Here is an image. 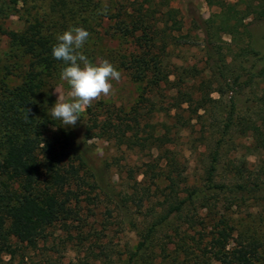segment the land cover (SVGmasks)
I'll use <instances>...</instances> for the list:
<instances>
[{"label":"trees","instance_id":"trees-1","mask_svg":"<svg viewBox=\"0 0 264 264\" xmlns=\"http://www.w3.org/2000/svg\"><path fill=\"white\" fill-rule=\"evenodd\" d=\"M23 1L27 0H0V41L6 37L10 43L9 50L0 49V63L15 60L23 51V57L35 59L34 67L44 68L47 74L60 73L68 65L53 57L52 47L58 35L74 27L90 33L79 51L96 63L97 41L104 38L98 28L102 19L114 21L108 36L131 43L130 51L101 54L138 84L140 99L125 113L130 120L116 115L102 122L95 113L91 118L93 129L107 134L112 127L121 131L119 140L130 148L157 151L139 166L141 181L133 182L134 169L129 170L132 193H116L104 170L94 174L97 188L109 193L121 210L134 206L146 222L143 228L134 225L139 241L123 264H167L168 258V264H182L179 255L193 264H264L257 240L233 237L236 225L227 211L249 199L264 201V172L256 174L241 158H233L227 163L231 177L219 179L226 153L229 147L237 149L238 139H251L245 145L250 154H264V47L251 29L264 21V0H206L219 9L208 19L190 7L192 28L203 35L206 67L202 71L170 60L174 51L193 39L189 32L185 34L181 11L171 0H77L70 8L61 0L60 17L51 26L35 17L22 32L5 28L6 19ZM65 9L68 13L62 12ZM93 19L97 25L91 23ZM225 35L231 36V42L224 41ZM38 75L29 73L20 85L10 87L7 76L1 78L0 73V168L18 185L16 196L0 208V257L15 253L12 239L36 247L48 228L70 219L75 193L71 187L85 181L82 170L90 173L93 168L85 149L77 150L71 128L61 126L58 138H45L46 113L36 99L48 77ZM27 109L31 110L28 116ZM161 114H167L168 120L154 122V116ZM196 126H200L199 145L204 146L203 172L191 181L186 164L171 146L179 142L183 130L193 132ZM223 198L225 210H214L210 233L192 236L190 229L206 224L201 210L212 212L219 202L222 206ZM168 227L174 228V236H161ZM166 238L176 245L173 255ZM163 255L164 261L158 262Z\"/></svg>","mask_w":264,"mask_h":264},{"label":"rangeland","instance_id":"rangeland-1","mask_svg":"<svg viewBox=\"0 0 264 264\" xmlns=\"http://www.w3.org/2000/svg\"><path fill=\"white\" fill-rule=\"evenodd\" d=\"M58 1L61 0H27L21 2L17 11L6 19L5 28L22 32L34 23L35 17L39 18L43 25L51 26L60 17L58 16L61 13L58 10ZM65 1L69 3L68 8H70L73 2L75 3L77 0ZM99 1L104 2V0ZM228 1L234 2L237 0ZM171 4L181 11L185 23L184 32L185 34L189 32L193 39L189 44H182L174 51L170 60L176 65L196 67L202 71L206 67V54L202 46L203 35L192 28L189 9L190 7L198 9L200 14L207 19L217 13L219 9L216 6L209 5L206 0H171ZM62 12L68 13V10L65 9ZM90 21L97 25L96 20ZM100 24L101 26H98V28L101 37L104 38L97 41L96 55H94L96 62L104 58V55H101L102 51L107 54L109 50L117 51L121 49L123 52L131 50V43L125 42L120 37L111 38L106 34V31H114V21L102 19ZM56 28L58 32V27ZM251 29L264 47V21L253 24ZM223 39L227 42L232 40L229 35H225ZM94 41L96 43L95 39ZM9 44L8 39L2 37L0 49L9 50ZM262 49L264 51V48ZM21 52L23 51L19 52L20 57L15 60L0 63L1 78L7 76L6 83L8 82L10 87H15L20 85L29 73L40 74L39 77H48L45 79L47 85L38 95L36 103L43 107L46 113L43 119L44 122H42V125L45 126V138L52 139L54 135L58 138L60 127L64 125L59 120H53L49 112L58 99V93L56 92H59L66 102L71 100L68 95L70 86L60 79L62 71L47 74V70L44 68L33 66L34 58L30 55L23 57ZM115 68L117 69L116 66ZM117 70L121 72V80L119 82L111 81L113 84L112 94L107 97L102 96L99 100L94 101L90 107H87L80 114V121H77L75 126H67V128L73 130L77 150L85 149L92 158L93 166L90 170L92 173L86 170L81 171L85 181H81L80 186L73 184L71 187L75 191L70 201L73 211L72 217L48 228L45 237L39 241L36 247H29L12 239L15 253L3 254L0 257V264H123L129 251L133 250L138 244V232L135 230L134 225L137 224L138 228H143L146 225L142 212L135 210L134 206L133 210L127 212L121 210L116 202L112 201L109 193L97 188L94 184L96 180L95 171L104 170L106 180L116 193L125 191H131L132 193L128 186L130 180L129 170L134 169L133 182L135 179L141 181L143 175L139 174V166L143 167L144 163L152 160V156L157 154L155 149L150 151L148 148L146 150H142L141 147L130 148L119 140L121 131L119 132L118 129L112 130L113 127L108 129V131H111L108 133L111 134L103 133L101 129H93L91 118L94 117V113L95 116H99L102 122L108 119L109 116L116 117V115H122L121 118L130 120V116L125 113H129L140 99L138 84L129 77L125 70ZM214 96L219 97L218 93H215ZM158 120L161 122L168 120L167 114L154 116L153 121ZM2 125L0 115V127ZM115 128H118V126ZM199 128L200 126H196L193 132L189 129L183 130L179 142L171 146L180 154L181 159L186 164L185 171L191 181L198 179L203 172L200 153L204 151V146L199 145L200 141L196 132ZM194 140L195 144H193ZM1 141L3 139L0 138ZM239 142L240 145L238 144L237 149L229 147L226 153L227 158L220 169L219 179H222V181H227L232 175L231 168L227 167L228 159L241 158L243 164L252 172L256 174L264 172V154H250L245 147V145H250V138L238 139ZM262 176L264 177L263 174ZM16 189H18V185L10 180L9 175L3 168H0V208L16 196ZM223 199L222 203L224 204L225 198ZM223 204L221 206V202H219L212 212L208 209L201 210L206 224L196 226L193 230L190 229L189 233L197 238L200 236L199 231L204 232V234L210 233V230H212L210 226L211 217L214 216V210L217 213L224 211L226 203ZM227 211L232 217V222L236 225L233 237L238 238L243 235V238L248 242L257 240L262 245L261 249L264 254V201L257 202L249 199L242 206L236 205ZM173 227L165 229L161 236L163 234V237H166V235L174 236ZM166 241L169 243L170 252L173 255L176 245L167 238ZM191 241L189 239L190 243ZM163 258L165 259L164 255L158 262H163ZM170 260L168 258L165 263H170ZM179 260L182 261V264H193L182 255H179Z\"/></svg>","mask_w":264,"mask_h":264},{"label":"clouds","instance_id":"clouds-1","mask_svg":"<svg viewBox=\"0 0 264 264\" xmlns=\"http://www.w3.org/2000/svg\"><path fill=\"white\" fill-rule=\"evenodd\" d=\"M104 11H107L105 6ZM90 33L82 27H74L58 35V43L52 47V55L56 60H62L66 65L60 79L70 86L68 93L70 101H65L58 93V99L50 108L49 115L53 120H59L67 126H75L80 121V114L102 96L112 94L113 84L119 82L121 72L107 59L96 63L91 62L79 50L87 42ZM27 109V116L30 112Z\"/></svg>","mask_w":264,"mask_h":264}]
</instances>
